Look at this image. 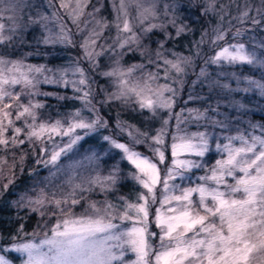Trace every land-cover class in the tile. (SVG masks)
Returning a JSON list of instances; mask_svg holds the SVG:
<instances>
[{
	"label": "snow or ice",
	"instance_id": "snow-or-ice-1",
	"mask_svg": "<svg viewBox=\"0 0 264 264\" xmlns=\"http://www.w3.org/2000/svg\"><path fill=\"white\" fill-rule=\"evenodd\" d=\"M261 3L262 7L255 9L256 16H250L252 8L246 6L236 19L241 23L250 20L253 27L260 25L264 22V0ZM88 4L89 0H60L59 6L78 30L84 31L79 24ZM215 5L216 0H206L205 13L215 11ZM30 6L26 0H0V46H10L27 27L20 21L23 9ZM132 6L136 9L134 19L141 26L149 20L158 19L160 15L156 0L147 6L143 0H118V3L113 0L112 7L116 13L113 23L117 30L114 43L120 49L140 43L141 37L134 30L129 11ZM169 7L175 8V5H164L166 16L169 15ZM224 7L221 6L222 9ZM99 11V8L94 9L96 13ZM88 15L92 16L93 27L88 30L80 47L92 67H98L97 57L104 53L103 50L96 51L97 40L109 27V22L104 17L97 19L93 13ZM223 19L221 14L220 20ZM52 21L58 22L59 31L55 38L49 28ZM28 23L40 25L49 33L43 40L45 44H72L71 30L65 26L58 12L49 16L38 11L35 17L29 16ZM89 23L84 21L85 28ZM169 23L176 28V36L185 32L187 27L176 26L175 17ZM154 29L163 30L166 25L150 23L141 30L148 34ZM245 31L247 29H236L233 37H240ZM227 32L218 25L213 29L212 44L216 46L224 41ZM165 38H170L166 31ZM164 42L158 41L161 48ZM203 42L202 39L200 43ZM260 47L264 48V43ZM156 57L163 60V78L173 82L172 74L185 73V66L191 63L190 57L182 55L174 60L166 59L160 51L156 52ZM206 63L264 67V59L255 51H248L243 43L226 44ZM113 64L110 71L101 75L115 78L116 90L109 93L102 104L119 100L125 105L135 104L139 110H148L153 116L160 109L171 113L177 90L169 83H157L161 78L158 71L144 72V64H133L125 69L120 66L118 58ZM160 67L157 64V68ZM138 70L141 73L139 76L136 75ZM45 71L48 69L43 66L28 65L23 59L0 55V153L12 155L11 164L7 155H0V181L7 180V183L0 184V195L15 184L17 167L21 173L24 172V162L29 153L36 157L37 165L49 168V178H46L49 183L58 175L67 176L63 185H56L50 194L41 188L35 196L23 195L16 202L19 207L40 212L41 216L45 215L42 209H51L53 218L59 214L50 229L51 234L45 233L38 243L29 240L12 245L16 252L26 256L22 264H264V125H251L253 130L257 127L261 129L260 135L238 131L236 135L225 136L226 143L223 144L217 138L215 147L221 158L209 166L204 158L210 152L212 134L182 130L180 114L176 116L177 130L172 135L170 164L167 162L165 142L168 120L162 122L155 135L140 131L136 125L118 121L117 127L126 132L130 142H120L111 136H103L102 139L112 149L120 151L121 159L131 166L129 178L141 191L135 194L134 201L118 197L120 203L116 204L107 197L116 190L118 168L114 167L107 176L97 173L85 178L81 177L79 169L85 166V160L92 164L97 159L95 154L83 160L69 159L67 164L60 163L63 158L74 154L85 136L108 126L92 102L88 70L76 63L60 70L58 80L44 77L45 83L62 81L66 86L71 83L74 90L80 93L74 98L84 105L83 109H77L68 118L55 120L44 119L41 109L45 105L34 99L41 94L37 89L41 82L38 77ZM69 71L79 78L72 81L65 79ZM206 75L201 69L200 77ZM245 79L248 87L242 91H258L264 96V78ZM209 86L229 89V85H221L219 81H213ZM17 87L19 91H16ZM189 99L193 97L189 96ZM234 106L238 110L245 107L238 102ZM84 110L90 112L89 117L82 114ZM136 110L133 108V111ZM188 114L195 122L208 120L212 126L222 130L228 128L225 122L212 120L208 109H189ZM78 130H83V135ZM65 138L67 142H64ZM144 144H147L151 155L137 150V145ZM25 145L29 151L22 150ZM17 151H20L18 159ZM194 169L204 171V175L198 177L200 183L184 186L183 182L188 180V174ZM36 171L33 168L29 174ZM178 180L181 183H177ZM97 190L104 195V200H91L85 195L97 193ZM82 201L86 202V206L82 205ZM157 203L159 207L150 221V208ZM78 205L84 207L80 214L73 211ZM117 219L121 223H116ZM125 222L130 226H125ZM152 225L158 232L151 231ZM128 253L134 259L128 260ZM0 264H11V261L0 255Z\"/></svg>",
	"mask_w": 264,
	"mask_h": 264
},
{
	"label": "trees",
	"instance_id": "trees-1",
	"mask_svg": "<svg viewBox=\"0 0 264 264\" xmlns=\"http://www.w3.org/2000/svg\"><path fill=\"white\" fill-rule=\"evenodd\" d=\"M102 2L103 7L100 8L99 14H109L110 2H108V0H103ZM256 2L257 0H216V10L205 13L204 8L206 6V0H157V9L160 15L159 18L154 19L152 23L165 24L166 29H154L152 32L145 34L144 40L147 45H127L123 50L121 60L122 62L145 60L144 58L148 55V52L150 53L154 48H157V45H159L158 41L164 40L165 45H168V47L172 46L173 49L175 48V50L186 53L192 58V64H195L190 71L191 73L189 75L186 74V80L184 81L185 85L182 89V94L179 95L176 100L175 107L184 109V114L188 118L189 109H200L201 111L208 109V116L212 120L223 121L228 124V127L232 126L234 130L239 132L248 133L251 131L253 133L254 131L252 130V124H250V122L254 120H262L264 122V96H261L258 91L244 92L242 91L243 89H233V85L236 82L231 80V84L229 85V89L231 90L219 86L210 87L209 85L213 81H219L221 85H228L226 77L221 73L220 69H225L234 79L244 76L259 80V78H264V67L240 63L232 65L227 63L219 65L206 63L213 55L211 56L209 54V51L205 48V40L200 37H203L204 32L207 30L210 34H213V29L218 25L228 30V33L233 32L236 27L242 23L235 17H231V13L243 11L247 4H252L253 8V3ZM26 3L31 6L23 9V18L20 23L27 25V27L22 30L23 32L19 33L10 46H3V48L6 47V51H11L17 55L30 52L27 58H29L30 61L40 63V65L48 69V71L44 73L54 79L58 70L69 68L73 64L78 63L80 67L88 70L87 75L90 77L91 88L93 85L98 87L99 72L95 67H92V64L84 57V51L77 40H74L72 44H45L43 43L44 39H41L42 37L39 36L37 32L38 29H42L43 27L40 25H29V16L35 17L38 11L44 13L46 5L52 3V1L26 0ZM92 3L93 2L90 1L88 4L87 16H89L88 13H91V8L93 7ZM165 4L170 6L173 4L175 5V8L169 7V15L167 16L164 15ZM222 5L225 6L223 9L221 8ZM57 12L60 13L59 10H57ZM221 14L224 16L223 21L220 20ZM173 17L176 19V26H187L185 32L180 36H176V28L169 23ZM112 30L113 28L110 25L106 28L107 32H111ZM165 31L170 34V38H165ZM244 35L245 36H242L241 39L249 41L246 38L247 34L244 33ZM208 37L209 36H207V38ZM232 38L234 37L232 36ZM202 39L204 42L200 43ZM234 39L235 41L236 39L241 40L239 37ZM7 47L9 48L7 49ZM141 53H144V55ZM97 59L99 61L103 60V56H99ZM201 64L217 65L219 69L212 65L204 67L203 69L206 71L207 75L205 77H199L198 80H195L196 83L193 84V80L190 79V77L197 75V71ZM54 71L55 74L53 73ZM218 76H221V78ZM78 78V76H73L70 71L65 77V79L69 81L77 80ZM241 81L240 83H243ZM42 83L44 84V82ZM45 87L51 92V95L44 97L45 107L41 109V113L47 111V115H44L47 116L45 119L50 118L55 120L58 116L64 115L67 110L69 111L71 108L79 106L81 100L75 99L74 97L80 95V93L74 90V86L71 83L67 86L62 81L60 83H47ZM247 87L248 84L245 88ZM189 96H192L193 99L190 100ZM60 97H64V99H60ZM197 97L200 99H197ZM237 102H241L245 107L238 110L237 107L234 106ZM103 113H107L108 123L113 125L114 116L112 112L106 109ZM198 126L201 129L204 128L208 132L213 133H218V130H220L218 137L223 136L226 131H230L228 128L222 130L218 126H212L208 120H201L198 124L192 123L189 131ZM22 150L29 151L28 146H23ZM0 155H7L9 164L12 163V155L10 153H0ZM19 155L20 151H17V159ZM35 160L36 157H33L29 153L24 162V172L21 173L19 167H17L15 169L17 177L15 184L10 185L9 189L4 192L3 195H0L1 251L17 264H22L24 255L11 248H7V246L32 238L34 230L39 222L38 212H33L27 207H19L16 203L17 200H19L20 192L26 190L29 180H34L43 170L42 166L35 163ZM120 163L123 168H127L128 164L126 161L122 160ZM33 168H36L37 171L35 174L30 175V170ZM2 183H7V180L0 181V184ZM118 183L120 191L122 193L127 192L126 195L132 198L133 196L131 195L130 188L137 187L138 185H136L133 180L128 179V177L119 180ZM21 225H23L22 229Z\"/></svg>",
	"mask_w": 264,
	"mask_h": 264
},
{
	"label": "rangeland",
	"instance_id": "rangeland-1",
	"mask_svg": "<svg viewBox=\"0 0 264 264\" xmlns=\"http://www.w3.org/2000/svg\"><path fill=\"white\" fill-rule=\"evenodd\" d=\"M52 3H48L45 7L44 13L48 14L49 16H51V14H53V12H57V10L60 11V16L62 17V21L65 24V26L71 30V40L72 42L74 40H77V42L80 43V45L83 43L84 38L88 35V30H90L93 27V24L91 23L92 21V16H87V7L85 8V15L81 18L79 27L83 28L84 31H79L77 28V25L73 24L70 17L67 15L66 11L64 9L60 8V0H51ZM92 1V8H91V13H93V15L99 19L100 17H104L108 22L109 25L112 26L113 30L111 32H107L106 28L103 31V35L101 36L100 39L97 40V48L96 51H101L103 50V60H98L97 59V63H98V67H95L98 72H99V86L96 87L92 86V102L93 104H95L96 108L99 110V114L101 115V117H103L107 122H108V118H107V113H103L106 111V109H108L110 112H112L113 116H114V120H113V125H111L110 123H108V126L106 128H101L99 129L97 132L92 133L89 136H85L84 139L82 141H80V143L77 145L74 154L70 155V157L68 158H63L61 160V164H67L69 159L72 160H83L84 157L95 154V156L97 157V159L92 163V164H88V162L85 160V166L82 167L81 169H79L80 175L81 177H90V176H94L97 173H99L102 176H107L109 174V172L115 167L119 169V180H122L124 178H129V172L131 170V166L128 164L127 168H123L121 166L120 161H122L121 159V153L119 150L117 149H112L109 145V143L107 141H104L102 139L103 136H111L114 139L120 141V142H125L128 143L130 142V138L127 136L126 132H122L120 128L117 127V123L118 121H123V122H127L128 124H133L136 125L137 128L140 129V131L144 132L147 131L150 135H155L157 130H159L162 126V122L164 120H168L169 123L167 125V134L165 135V142H166V156L168 157V163H171V152H170V145L172 143V135L176 132L177 130V119L176 116L177 114H180V119H181V123H180V128L182 130L188 131V132H197V131H201V132H208L207 130H205L204 128H200L199 126L196 128H193V130L189 131L191 128V124L192 123H196L198 124V122L195 121H190L192 119H189L188 117H186V115L184 114V109L180 108V107H175L176 105V100L178 98L179 95L182 94V89L184 87V81L186 80V74H190L191 69H193V67L195 66V64H192V58L190 56H188L186 53L180 52L179 50H175V48L173 49V47H168V45H163V47L161 48L159 45H157V48H154L153 51H151L150 53L148 52V55L145 56V60H137V61H129V62H122L121 60V56L123 53V49H120L119 47L116 46V44L114 43V41L116 40L117 37V30L114 26V21H115V17H116V13L112 7L113 4V0H108V2H110V13L109 14H99L94 12L95 8H101L102 5V1L103 0H89V2ZM116 2L118 3V0H116ZM145 6H147L148 4L152 3V0H143ZM157 2V0H156ZM246 6H251L252 8V4H247ZM262 7V3L261 0H257L256 3H253V8L252 11L249 13L250 16H256L257 13L255 11L256 8ZM130 13H131V17L133 18V24H134V30L137 32V34L141 37L140 39V43L143 46L147 45L146 41L144 40V36L145 34L142 32V27H147L150 23H152L153 20H149L147 22H145V24L143 26L139 25V23L137 21H135V15H136V9L134 6L130 7L129 9ZM242 12V11H241ZM240 11L238 13H231V17H235L237 18L240 13ZM108 13V12H107ZM259 18V17H257ZM84 21H89L90 23L88 24L87 28H85L84 25ZM49 28L52 30V34H53V38H55V34L58 33L59 28H58V22L56 21H52L49 23ZM247 29V31H245L244 33H246L247 35V39L249 41H245L242 40L241 37L245 36L244 33L239 37L241 40H238L234 38H232L233 33L236 31V29ZM236 29L233 32H227V35L225 36V40L224 41H220L216 46H214L212 44V38H213V34H210V32L207 30L204 32V36L200 37L203 38L205 40V48L209 51V54L212 56L215 55V53L221 48L224 47L226 44H236V43H243L246 46V49L250 52L255 51L256 54L264 59V48H261L260 45L262 43H264V22H262L260 25L253 27L251 24V21H245L244 23H242L241 25H239L238 27H236ZM23 32V31H21ZM38 35L41 36V39H44L46 36L49 35V33L44 29H38L37 30ZM207 36H209L207 38ZM133 45H137V44H133ZM126 47V46H125ZM9 47H7L8 49ZM199 48V47H198ZM112 49H115V51H113ZM84 51V50H83ZM160 51L162 53V56L166 59H176L177 56H184V57H190L191 58V63L185 66V73L177 75L175 73H173V77L175 79V82H173L172 80H165L163 78L164 76V66H163V60H157L156 57V52ZM196 54V52H195ZM0 55H7L9 56L11 59H23L24 62L28 65H34V66H42L40 65V63L37 62H33L30 61L29 58H27L28 55H30V52H27L26 54H22V55H17L11 51H6V47L3 48V46H0ZM85 57V55H84ZM119 59L120 62V66L122 68H127L133 64H144L145 68L143 69L144 72H159V76L161 77L157 83L163 84V83H169L173 88H175L177 90V95L174 97L175 100V104L173 106V108L171 109V113L167 110V109H160L157 111V113L155 114V116H153V114L151 112H149L148 110H139L138 106H136L135 104H130V105H125L122 101L119 100H114V101H108L107 103H103V101H105V99L107 98L109 93H112L116 90L115 88V84H114V79L112 77H105L103 75H101L102 72L105 71H110L112 69V67H114L113 61H115L116 59ZM88 61V60H87ZM149 61H152V63H149ZM91 64V62H90ZM102 64V65H101ZM157 64H159L161 67L158 69L157 68ZM212 64H201V66H199V70L197 71V75L196 76H191L190 79L193 80V82L195 80H198V78L200 77V72L201 69H203L204 67L210 66ZM191 66V68H190ZM213 66V65H212ZM216 67L217 69H219V66H213ZM221 73L225 75L226 77V81L228 83V85H230V80L236 82L233 85V89H244L247 86V81L245 78H249V77H244V76H240V77H236L234 79L233 76H230V73L226 72L225 69H220ZM206 72V71H205ZM55 74V71L53 72ZM141 73L138 70L136 75L139 76ZM216 74V73H215ZM232 74V73H231ZM56 76L55 79L53 77L48 76L47 74L43 73L41 75H39L38 79L41 81L38 85H37V89L39 91V93H41L40 95H37L34 97V99L36 101H39L41 103L44 104L45 99L44 97L47 95H44L45 93L47 94H51L50 91H48L45 87V85L47 83L44 82V84L42 83L44 80V77L47 76L51 79L54 80H58V78H60V70L57 71V73L55 74ZM219 78H221V76H218ZM243 80V81H241ZM259 80H261V78H259ZM182 81V83H181ZM243 82V83H240ZM43 84V85H42ZM194 84V83H193ZM16 91H19V87L16 88ZM190 93V92H189ZM191 94V93H190ZM25 102L26 99H25ZM239 104H242L241 102ZM244 105V104H243ZM84 105L83 102L80 101L79 106L76 108H71L69 111L67 110L66 113H64V115H60L58 116L57 119H66L69 117V115L73 112H75L77 109H83ZM133 108H136V111H133ZM183 110V112H182ZM85 117H89L90 116V112L88 110H84L82 113ZM47 111L42 113V117L45 119L47 116ZM250 124L252 125H264V122L262 120H254L251 121ZM197 126V125H196ZM228 129L230 131H226V133H224L223 136L218 137L220 130H218V133H213V132H208L210 134H212V138H211V142H210V152L208 154H206L204 160L205 162L210 166L212 163H214V161L218 158H221L220 153L217 152L216 150V143H217V138H219V142L221 144L226 143V140H224L225 136H229V135H236L238 131L234 130L232 126L228 127ZM253 130V129H252ZM254 132L252 133L251 131L248 132L250 134H255V135H260L261 134V129L259 127H257L255 130H253ZM78 133L80 135H83V130H78ZM11 134V133H10ZM9 134V135H10ZM57 142H59V138H57ZM64 142H67V138H65ZM137 150L144 152L146 155H151L150 150L147 147V144L144 145H137ZM43 170L41 171L39 176H36L34 180H29L28 182V186L26 188V190L21 191L20 192V196H19V200L21 198V196L23 195H28V196H35L39 190L41 188H44L46 192H48L49 194L52 192V190L55 188L56 185H63L64 180L67 179L66 175H58L55 179L51 180V183H49V180L46 178H49V174H50V170L49 168H45L43 167ZM163 172V169H162ZM204 175V171L202 169L197 170L194 169L191 173L188 174V180L184 183V186H188L189 184L191 185H195L196 183H200L198 177ZM118 180V181H119ZM231 182V180H230ZM177 183H181V181H177ZM118 184L116 185V190L113 192H110L108 194V199L116 204H119L120 201L117 199L118 197H127L130 201H134L135 200V194L141 191V188L139 186H135V187H131L130 188V192L131 195L134 197H129L127 194V192H121ZM136 184V183H135ZM137 185V184H136ZM65 191L68 190L67 186L65 185ZM85 195L89 196V198L91 200H104L105 197L103 194H99L98 190L97 193H86ZM157 196L159 197V191L157 192ZM17 200V201H19ZM82 205L86 206V202L82 201ZM78 205L76 208L73 209V211L76 214H80L81 212H83L84 207ZM159 207V204L157 203L156 205H152V207L150 208V221L152 220V218L154 217L155 214V209ZM42 211H45V215L41 216L40 212H38L39 215V222L34 230V234L32 236V238H30L29 240H32L33 242L38 243L41 239L44 238L45 233H48L49 235L50 233V229L51 227L56 223V219L59 218V214L57 213V217L53 218L51 215V209H42ZM116 223H121L118 219L115 221ZM125 226H130L129 223L125 222ZM151 231L153 232H158V229L155 228L154 225L151 226ZM29 240L26 241H20V242H16V243H26ZM156 241L154 240L153 243H155ZM14 243L9 244L7 246V248H11L14 250V248L12 247ZM0 255H5L2 251H1V245H0ZM6 258L8 260L11 261V264H17L16 262L12 261L7 255H5ZM128 260H132L134 259V256L131 253L127 254L126 257ZM24 259H26V256L24 255Z\"/></svg>",
	"mask_w": 264,
	"mask_h": 264
}]
</instances>
